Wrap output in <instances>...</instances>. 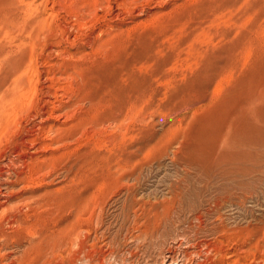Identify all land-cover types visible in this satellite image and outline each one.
<instances>
[{"label":"rangeland","instance_id":"374dc122","mask_svg":"<svg viewBox=\"0 0 264 264\" xmlns=\"http://www.w3.org/2000/svg\"><path fill=\"white\" fill-rule=\"evenodd\" d=\"M263 75L264 0H0V264H264V147L190 149Z\"/></svg>","mask_w":264,"mask_h":264},{"label":"bare ground","instance_id":"6f19581e","mask_svg":"<svg viewBox=\"0 0 264 264\" xmlns=\"http://www.w3.org/2000/svg\"><path fill=\"white\" fill-rule=\"evenodd\" d=\"M192 137H194L193 138L194 144L190 149L192 151L193 156L200 162L201 161L204 162L206 157L208 158L210 157L212 159L213 164L221 165L222 162H229L232 164L234 163L235 165H237L236 167L241 169V166L244 162H246L247 160L251 161L252 159H254L257 156V151H259L258 149L264 147V79L261 82L256 81L252 84H249L246 87H243V89H241V91L235 98H232V100L227 101V103H224L220 108L213 111L206 118H204L203 121L199 124V127L197 128L195 135ZM198 169L200 170V168ZM236 172L238 171L236 170ZM228 208L230 209V207ZM4 263H6V261H4ZM6 264L9 263L7 262Z\"/></svg>","mask_w":264,"mask_h":264}]
</instances>
